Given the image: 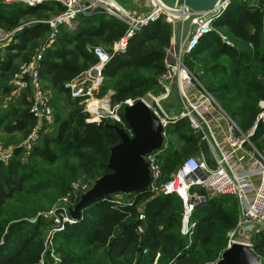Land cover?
Masks as SVG:
<instances>
[{"label": "trees", "instance_id": "obj_1", "mask_svg": "<svg viewBox=\"0 0 264 264\" xmlns=\"http://www.w3.org/2000/svg\"><path fill=\"white\" fill-rule=\"evenodd\" d=\"M63 10L53 1L26 5L0 0L1 29L11 30L25 18L36 20L22 26L15 41L4 49L0 101L10 92L13 72L32 58L34 48L49 33L42 21ZM211 25L183 61L245 132L264 99V0H230ZM126 28L121 20L100 10L77 15L71 25L59 27L41 60L40 76L67 113L63 116L56 110L53 130L42 135L26 157L18 141L30 132L34 119L25 95L0 107V128L21 134L12 140L11 159L0 162V264H54L44 244L51 221L38 213L65 196L74 205L79 193L73 191L72 182L87 181L91 186L94 179L110 172L106 163L119 136L105 125L109 120L87 122L83 105L69 96L63 83L96 62L93 48L97 45L111 52ZM170 39L171 25L163 19L135 32L125 52L115 53L105 65L100 95L110 91L112 102H123L156 91ZM167 131L176 136L180 147L173 148L169 141L162 152L164 179L186 156L200 152V137L186 119L170 124ZM263 135L264 122H259L250 140L264 153ZM112 195L100 197L75 223L55 233L53 253L60 256V264H210L227 247V233L239 217L232 195H206L192 212L195 226L187 236L180 232L182 201L178 195L121 194L124 199L119 204ZM251 243L264 264V229L252 235Z\"/></svg>", "mask_w": 264, "mask_h": 264}, {"label": "built area", "instance_id": "obj_2", "mask_svg": "<svg viewBox=\"0 0 264 264\" xmlns=\"http://www.w3.org/2000/svg\"><path fill=\"white\" fill-rule=\"evenodd\" d=\"M4 3H23L36 5L43 2H57L64 10L42 22L49 27V33L34 48L32 58L19 64L13 72L10 92L3 97L1 106L8 101L25 95L28 110L34 122L30 132L18 144L23 149V157L29 153L34 144L44 135L53 130L54 110L50 102L48 90L40 76L41 60L44 53L51 47L60 26H69L77 15H90L100 10L113 16L127 25L125 33L114 43L111 52L96 46L93 53L96 62L63 83V88L73 99H79L83 111L88 114L87 122L100 123L109 120L128 131L123 119V107L136 100H142L157 116L162 125L163 144L160 149L145 156L148 161L150 180L148 192L151 196L159 194H176L182 201V222L180 232L190 236L195 223L191 221L192 212L201 205L206 195H232L239 205V217L236 226L227 233L229 246L234 241L247 243L252 247L251 235L264 229V153L252 146L250 137L254 134L259 122L264 121V99L259 101L260 113L253 125L243 132L238 124L222 109L215 96L195 78L184 65H178V93L181 110L170 114L161 101L168 97L171 76L165 70L158 78L160 93L148 91L143 96L123 102H112L111 92L100 95L103 85V70L115 53L126 50L129 38L135 32L158 19L170 22V17L185 18L188 10L184 7L169 10L158 1L154 8L147 12L131 13L114 0H1ZM230 0H220L214 10L202 18L193 20L192 28L183 52H189L200 37L212 29V21L218 18L228 6ZM22 27L19 25L11 30L0 28V61L3 60L4 49L15 41V34ZM180 119H186L193 133L205 139L214 155L216 169H209L199 152L186 156L164 179L162 170V152L169 145L167 127ZM14 145L0 143V162L7 163L13 156ZM74 192H85L89 182L77 180L71 183ZM196 189H202L198 191ZM115 203H121L114 200ZM73 206L69 196L62 197L51 209L39 212L38 216L51 221L44 238L49 255L53 254L51 243L56 232L62 231L67 224L77 221L69 216L67 206ZM143 215H139V219ZM36 218H32L34 222ZM138 227V231H141ZM143 252H146L144 249ZM51 257V256H50ZM54 264L55 261H54Z\"/></svg>", "mask_w": 264, "mask_h": 264}, {"label": "water", "instance_id": "obj_3", "mask_svg": "<svg viewBox=\"0 0 264 264\" xmlns=\"http://www.w3.org/2000/svg\"><path fill=\"white\" fill-rule=\"evenodd\" d=\"M131 13L147 12L154 8L158 1L165 8L175 10L186 8L185 18L170 17L171 39L164 58L165 70L171 76L169 95L161 101L163 107L175 114L181 110L182 104L178 93V65L183 61V48L191 32L193 20L202 18L215 9L220 0H114ZM124 3L136 8L133 12ZM157 94L159 90L154 91ZM175 92V93H173ZM180 105L175 110L173 100ZM123 119L128 131L111 122H105L119 136V142L110 147L106 167L110 170L93 180L91 186L79 193V198L73 206H67L70 217L79 219L82 211L92 205L97 199L111 194H132L148 191L150 180L146 155L160 149L163 144L162 125L149 107L136 100L123 107ZM200 153L206 166L216 169L214 155L205 139L200 140ZM210 264H261V259L247 243L234 241L220 254V257Z\"/></svg>", "mask_w": 264, "mask_h": 264}, {"label": "rangeland", "instance_id": "obj_4", "mask_svg": "<svg viewBox=\"0 0 264 264\" xmlns=\"http://www.w3.org/2000/svg\"><path fill=\"white\" fill-rule=\"evenodd\" d=\"M124 5H125L128 9H130L131 11H133V12L137 11V9L131 7L130 4L124 3ZM52 16H54V15H51L50 17H52ZM50 17H48V18H50ZM48 18H47V19H48ZM34 21H36L34 18H25V19H22V20H21V22H20L19 25L25 26V25H28L29 23L34 22ZM19 25H18V26H19ZM49 30H50V29H49ZM97 46H99V47L105 49V46H102V45H97ZM105 50H106V49H105ZM189 52H190V51H189ZM187 53H188V52H187ZM187 53L184 52V53H183V56L186 55ZM4 57H5V55L3 56V59H4ZM184 65H185L186 68L189 70V72H190L195 78H197V79L199 80V82L202 84V82L200 81L199 77L195 74L194 70H193V69L191 70V68H189L185 63H184ZM202 85H203V84H202ZM157 90H159V87L157 88ZM173 93H175V92H173ZM1 95H2V94H1ZM50 102H51V104H52V106H53L54 113L56 112L57 109H60V112L62 113V115H63V116L66 115L67 112H66V109H64V108H66V106L62 103L61 100H58L57 97H55L54 94L51 93V92H50ZM79 103L82 104L81 101H79ZM173 103L175 104V110L178 111L179 108H180V105L178 104V100H176V98L173 100ZM234 121H235L236 123H238L236 120H234ZM262 122H264V121H262ZM262 138H263V136H262ZM6 140H7L6 138H2V139H0V143H4V144H5ZM168 140H169L170 142H172V144L174 145L173 148L178 149V148L180 147V142L178 141V139L176 138V136H175L174 134H170L169 137H168ZM251 143H252V146H254L256 149H258V148L256 147V142L251 141ZM164 177H166L165 174H164ZM196 190H198V191H202V189H196ZM112 199H113V200H118L119 202H121V201L124 199V196L121 195V194H113V195H112ZM126 201H127V200H126ZM182 206H183V204H182ZM238 208H239V205H238ZM47 220H48V219H47ZM181 222H182V216H181ZM180 227H181V226H180ZM231 230H232V229H231ZM252 235H254V234H252ZM252 235H251V237H252ZM251 237H250V239H251ZM50 245H51V247H52L53 249H55L53 241H52V243H51ZM49 256L52 257V259L55 261L56 264H60V263H59V262H60V256H59L57 253H53L52 255H47L48 258H49ZM47 257H46V258H47Z\"/></svg>", "mask_w": 264, "mask_h": 264}, {"label": "crops", "instance_id": "obj_5", "mask_svg": "<svg viewBox=\"0 0 264 264\" xmlns=\"http://www.w3.org/2000/svg\"><path fill=\"white\" fill-rule=\"evenodd\" d=\"M4 55H5V53H4ZM5 96V95H4ZM3 96V97H4ZM2 100H3V98H2ZM2 100L0 101V107H5V106H1V103H2ZM20 136H21V134L18 132V131H11V132H7V131H4V130H2L1 128H0V139H2V138H6L7 140H10L9 141V144H15V142H13L12 140L13 139H19L20 138ZM6 140V141H7ZM263 140H264V135H263ZM20 141H22L21 139L18 141V142H20ZM17 142V143H18Z\"/></svg>", "mask_w": 264, "mask_h": 264}]
</instances>
